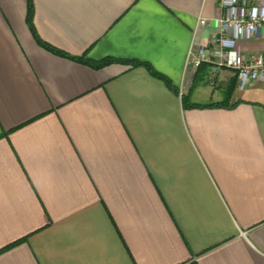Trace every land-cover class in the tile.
<instances>
[{
    "label": "crops",
    "instance_id": "crops-1",
    "mask_svg": "<svg viewBox=\"0 0 264 264\" xmlns=\"http://www.w3.org/2000/svg\"><path fill=\"white\" fill-rule=\"evenodd\" d=\"M222 14L214 0H0V264H264V84L188 69ZM231 85L233 108L186 106Z\"/></svg>",
    "mask_w": 264,
    "mask_h": 264
},
{
    "label": "built area",
    "instance_id": "built-area-1",
    "mask_svg": "<svg viewBox=\"0 0 264 264\" xmlns=\"http://www.w3.org/2000/svg\"><path fill=\"white\" fill-rule=\"evenodd\" d=\"M223 10L220 33L209 45L190 52L188 69L203 63L217 64L233 70L237 85L244 90L254 83L264 84V54L248 56L241 42L264 41V0H214ZM206 20H201L205 25Z\"/></svg>",
    "mask_w": 264,
    "mask_h": 264
},
{
    "label": "trees",
    "instance_id": "trees-1",
    "mask_svg": "<svg viewBox=\"0 0 264 264\" xmlns=\"http://www.w3.org/2000/svg\"><path fill=\"white\" fill-rule=\"evenodd\" d=\"M29 24L34 31V28H33V23H32V7H30V14H29ZM39 43L44 45L45 47L51 49L52 51L56 52V53H59L58 50L54 49V48H51L45 44H43V42L40 41L39 38H37ZM77 60H80V61H85L86 63L88 64H91L94 68H102L106 65H109L113 62H117L118 60H111V59H106V60H102V61H99V62H93V61H90V60H87V59H82V58H77ZM121 62V61H119ZM123 63H127L126 61H122ZM148 69L149 71L156 77H159L163 80H165V82L167 83V85L169 87H173L171 82L163 77L162 75L158 74L156 71H154L151 67L148 66ZM233 91H234V85H231L229 86L228 90H227V94H226V97L224 99V101L222 102H219V103H211V104H208V105H200V104H195V103H191L189 100L186 101V106L188 108H211V107H221V108H233L235 107L236 105H238V103H234V104H231V100H232V95H233Z\"/></svg>",
    "mask_w": 264,
    "mask_h": 264
}]
</instances>
